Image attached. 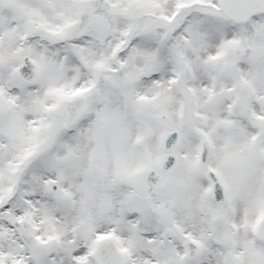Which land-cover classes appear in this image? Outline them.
Wrapping results in <instances>:
<instances>
[{
  "label": "snow or ice",
  "instance_id": "snow-or-ice-1",
  "mask_svg": "<svg viewBox=\"0 0 264 264\" xmlns=\"http://www.w3.org/2000/svg\"><path fill=\"white\" fill-rule=\"evenodd\" d=\"M0 264H264V0H0Z\"/></svg>",
  "mask_w": 264,
  "mask_h": 264
}]
</instances>
